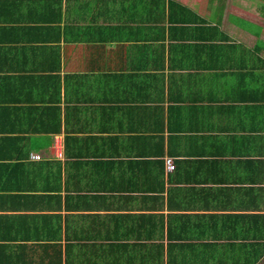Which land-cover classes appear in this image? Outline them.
I'll list each match as a JSON object with an SVG mask.
<instances>
[{"label":"crops","instance_id":"obj_1","mask_svg":"<svg viewBox=\"0 0 264 264\" xmlns=\"http://www.w3.org/2000/svg\"><path fill=\"white\" fill-rule=\"evenodd\" d=\"M0 264H264V0H0Z\"/></svg>","mask_w":264,"mask_h":264},{"label":"built area","instance_id":"obj_2","mask_svg":"<svg viewBox=\"0 0 264 264\" xmlns=\"http://www.w3.org/2000/svg\"><path fill=\"white\" fill-rule=\"evenodd\" d=\"M168 164H169V169L170 170H174L175 169V165H174L173 162L169 161Z\"/></svg>","mask_w":264,"mask_h":264}]
</instances>
